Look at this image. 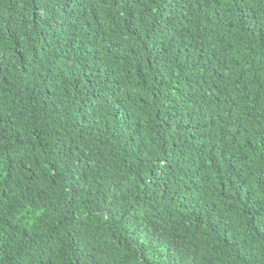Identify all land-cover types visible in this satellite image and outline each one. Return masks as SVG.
<instances>
[{
    "label": "trees",
    "instance_id": "16d2710c",
    "mask_svg": "<svg viewBox=\"0 0 264 264\" xmlns=\"http://www.w3.org/2000/svg\"><path fill=\"white\" fill-rule=\"evenodd\" d=\"M0 264H264V0H0Z\"/></svg>",
    "mask_w": 264,
    "mask_h": 264
}]
</instances>
